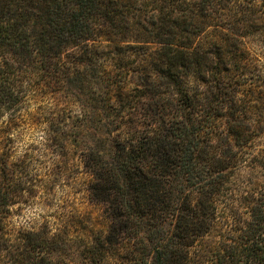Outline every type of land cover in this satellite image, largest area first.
<instances>
[{
    "label": "trees",
    "instance_id": "1",
    "mask_svg": "<svg viewBox=\"0 0 264 264\" xmlns=\"http://www.w3.org/2000/svg\"><path fill=\"white\" fill-rule=\"evenodd\" d=\"M107 2L0 0V119L17 111L32 84L23 66L51 64L64 50L98 40L96 24L115 19ZM161 2L169 7L158 33L169 38L165 77L178 89L170 103L148 109L147 125L114 137L109 151L85 145L91 192L111 211L108 238L85 264H110L116 247L125 254L121 264H264V84L247 91L236 68L218 63L216 77L197 78L206 88L198 97L189 85L195 39L211 26L224 32L216 23L228 8L215 0L209 10V0ZM226 17L238 30L250 22ZM225 32L216 44L239 35ZM174 68L185 73L174 79ZM7 198L0 189V242ZM18 240V264L49 263L40 247L46 238L34 242L28 233Z\"/></svg>",
    "mask_w": 264,
    "mask_h": 264
},
{
    "label": "rangeland",
    "instance_id": "2",
    "mask_svg": "<svg viewBox=\"0 0 264 264\" xmlns=\"http://www.w3.org/2000/svg\"><path fill=\"white\" fill-rule=\"evenodd\" d=\"M209 1L206 10L212 7ZM215 1L228 8L219 12L223 20L216 24L239 35L231 44H216L226 28L211 26L195 39L199 55L191 59L189 85L200 98L206 88L197 78L216 77L218 63L236 68L237 81L247 91L264 84V3ZM107 6L115 19L96 24L98 40L88 49L71 47L51 64L22 67L32 84L17 111L0 119V189L9 203L0 264L21 261L16 245L28 233L34 242L47 239L40 247L48 264H85L108 238L111 223L108 204L91 192L85 145L109 151L114 137L147 125L148 109L170 103L178 89L171 76L165 77L168 35L158 34L169 7L161 0H108ZM226 14L250 22L238 30ZM184 73L174 68L171 75L177 79ZM124 255L120 247L110 250V264L126 261Z\"/></svg>",
    "mask_w": 264,
    "mask_h": 264
}]
</instances>
